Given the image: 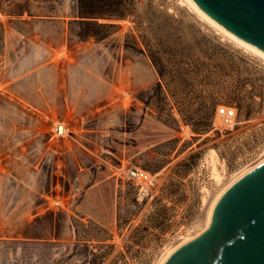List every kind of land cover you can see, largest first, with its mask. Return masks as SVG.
<instances>
[{
    "label": "rangeland",
    "instance_id": "obj_1",
    "mask_svg": "<svg viewBox=\"0 0 264 264\" xmlns=\"http://www.w3.org/2000/svg\"><path fill=\"white\" fill-rule=\"evenodd\" d=\"M263 145L264 63L179 0H0V264H153L204 214L207 152L229 176Z\"/></svg>",
    "mask_w": 264,
    "mask_h": 264
},
{
    "label": "water",
    "instance_id": "obj_2",
    "mask_svg": "<svg viewBox=\"0 0 264 264\" xmlns=\"http://www.w3.org/2000/svg\"><path fill=\"white\" fill-rule=\"evenodd\" d=\"M219 27L264 55V0H190ZM163 264H264V161L216 202L208 227Z\"/></svg>",
    "mask_w": 264,
    "mask_h": 264
},
{
    "label": "bare ground",
    "instance_id": "obj_3",
    "mask_svg": "<svg viewBox=\"0 0 264 264\" xmlns=\"http://www.w3.org/2000/svg\"><path fill=\"white\" fill-rule=\"evenodd\" d=\"M182 5H185L189 11H191L199 20H201L204 24L210 27L212 30L217 32L223 39L230 41L235 46L242 48L244 51L248 52L249 54L257 57L264 63V55L259 53L258 51L254 50L247 44L243 43L217 24H215L212 20L202 14L197 7L190 1V0H179ZM54 67L56 71H59V68L62 64L66 63L70 58V55L67 54L64 50H57L54 52ZM68 63V62H67ZM142 72H147L146 68L140 69ZM242 125V123L238 122L233 125L225 126L228 131H233L236 126ZM222 128V127H221ZM224 129V128H223ZM56 134H65L67 129L62 124H57L55 127ZM264 161V145L261 150V153L258 155V159L249 165H245L240 167L235 173L231 175H227L226 167L223 162L219 159V155L215 150H209L204 157V165L209 173V176L212 181L213 190L209 188L203 189L202 194V206L204 209L203 216L197 218L192 225L185 229L181 235H178V238L175 242L170 243L167 245L155 258L153 264H163L166 259L181 245L185 244L186 242L190 241L197 235H199L202 231H204L211 221V216L213 212V208L221 197V195L225 192L227 188H229L238 178H240L243 174L247 173L260 163ZM123 171V169H121ZM119 175V173L115 174L114 176ZM157 178L156 175H154Z\"/></svg>",
    "mask_w": 264,
    "mask_h": 264
},
{
    "label": "built area",
    "instance_id": "obj_4",
    "mask_svg": "<svg viewBox=\"0 0 264 264\" xmlns=\"http://www.w3.org/2000/svg\"><path fill=\"white\" fill-rule=\"evenodd\" d=\"M217 115L222 125L229 126L236 123L238 113L234 107L221 106L217 109ZM63 135L62 133L58 134V136ZM125 178L136 187L138 200L145 201L153 199L157 195V180L150 172L138 167H131L125 171Z\"/></svg>",
    "mask_w": 264,
    "mask_h": 264
}]
</instances>
